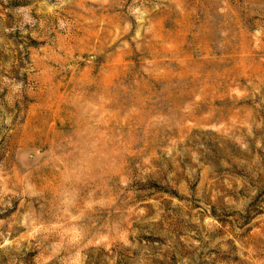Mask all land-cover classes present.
<instances>
[{"label": "rangeland", "instance_id": "374dc122", "mask_svg": "<svg viewBox=\"0 0 264 264\" xmlns=\"http://www.w3.org/2000/svg\"><path fill=\"white\" fill-rule=\"evenodd\" d=\"M0 264H264V0H0Z\"/></svg>", "mask_w": 264, "mask_h": 264}]
</instances>
